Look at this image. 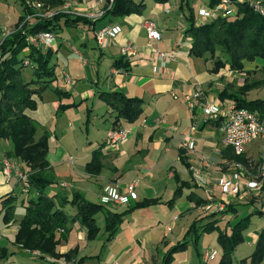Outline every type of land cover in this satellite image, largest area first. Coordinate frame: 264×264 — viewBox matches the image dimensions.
I'll use <instances>...</instances> for the list:
<instances>
[{
  "label": "crops",
  "instance_id": "obj_1",
  "mask_svg": "<svg viewBox=\"0 0 264 264\" xmlns=\"http://www.w3.org/2000/svg\"><path fill=\"white\" fill-rule=\"evenodd\" d=\"M150 1L151 4L146 5L142 15L131 14L122 18L108 16L99 19L93 28L86 25L77 28L63 27L54 33L55 41L51 46L55 52L53 58L64 42H67L69 49L75 51L82 60L87 69L84 74L87 75H80L79 71L78 76L72 77L64 71L60 79L59 65L55 63L52 87L43 92L36 109L28 110L35 121H40L38 136L45 130L50 132L48 160L56 182L47 188L50 195L71 198L73 192L81 191L89 200L96 196L98 203H101L104 185L118 179L122 187L128 182L137 181V198L132 199L128 205L119 206V209H113L111 204L105 205L109 210L122 212L145 198L161 201L125 215L114 238L106 243L102 253L101 247L107 238L104 231L105 216L97 217L100 233L93 241L86 239L85 230L79 223H70L68 231L56 235L60 239L57 247L60 253L78 248L74 263L69 264L77 263L84 256L98 254L99 257L88 259L83 264H112L115 260L119 264H162L167 249L183 238L188 227L198 217L220 210L212 219L217 220V224L224 229L241 217L260 209L257 204H248L245 194H223L221 191L218 182L225 173L234 170L235 161L225 151L228 146L222 144L219 126L206 122L200 114L201 110L197 113L191 109L188 96L194 91H202L206 100H216L224 111H228L234 107V102L226 98V94L238 91L247 80L264 78V60L258 58L247 61L242 71L230 69L227 63L214 72L213 59L189 55L192 38L186 33L189 23L186 13L179 9V0L167 3ZM193 7L196 10L197 6L193 4ZM83 9L87 11L86 3ZM149 19L156 22L162 35L161 40L149 41L145 27L146 20ZM104 24H115L121 30L107 47H101L95 35L96 30ZM9 29L0 25L3 34ZM124 45L134 46L135 54L131 57L123 56L120 48ZM156 50L166 54L165 65L156 59ZM121 58L129 62L127 69L114 66L115 61ZM67 75L70 76L71 83L67 81ZM23 76L27 81L32 80L34 70L25 73L23 69ZM56 89L68 94L59 95ZM112 91H122L127 96L141 98L144 102L143 113L137 121L122 122L121 128H128L131 133L119 146H110L107 142L108 133L115 130V114L111 113L109 106L99 97L101 92ZM245 96L247 100H264V83L248 90ZM57 103L59 106L66 105L62 108L63 112L78 109L84 114V139L79 136L80 132L75 135L70 132L66 139L59 137L57 125L47 128L48 117L53 116ZM194 125H197L193 135L195 146L193 150H188L181 142ZM102 144L103 168L97 175L89 174L85 171V165L91 161L93 150ZM12 150L10 140L0 139L2 175V157H9ZM244 154L250 160H260L264 154V140L247 145ZM10 158L19 168L26 170L21 159ZM184 160L190 163V168L185 165ZM193 167L201 169L206 185H197ZM4 178L0 175V180L3 181L0 198L11 194L15 200L16 212L14 220L6 223L0 201V246L14 252V255L0 260V264H65L62 259L41 257L35 251L22 249L14 243L24 217L25 204L36 194L34 191L22 192V186L15 177L7 180V183ZM181 182H188L191 187L185 188L183 195L170 207L166 202ZM19 187L21 191L19 190L18 195ZM190 193L208 200V204L196 205L188 197ZM226 203L236 210H228ZM207 206L210 208L207 209ZM66 209L75 213V208L68 206ZM257 217L258 214L251 216V223L244 232L245 240L233 254L234 264H240V260L248 257L255 249L259 231L264 226V223H260L254 228ZM217 238L216 230L203 234L199 240V254L191 241L186 251L175 255L174 264H204L205 254L213 251H216V258L206 264H218L223 250Z\"/></svg>",
  "mask_w": 264,
  "mask_h": 264
},
{
  "label": "trees",
  "instance_id": "obj_2",
  "mask_svg": "<svg viewBox=\"0 0 264 264\" xmlns=\"http://www.w3.org/2000/svg\"><path fill=\"white\" fill-rule=\"evenodd\" d=\"M22 13L14 25V29L8 32L0 41V139L10 140L13 150L10 157L21 159L26 165V172L30 182V191L35 196L28 199L25 204V213L19 224L14 243L22 249L38 251L41 257L53 259L64 258V263H74V256L78 248L67 253L58 251L60 239L56 237V231H68L70 223H79L85 229L88 241L96 240L100 233L97 223V215L104 213L107 233L106 242L101 247V253L106 243L110 242L125 215L136 209L149 207L161 203L156 198H145L135 205H130L122 212L109 210L102 203L92 202L81 191L73 192L71 198L67 196L50 195L47 188L55 184L54 171L48 160L50 132L45 130L38 136L40 126L29 114L28 110L37 108L38 100L43 92L52 87L55 78V65L51 64L54 56L52 49L44 51L36 41L40 32L48 31L56 33L63 27H94L97 21L84 15L70 12H58L49 18L37 17L30 22L29 16L35 13L32 3L39 2L45 11L65 3V0H19ZM83 1V0H79ZM110 2L111 0H107ZM157 3H167L170 0H154ZM221 0H208L209 6H215ZM237 6L235 17L219 16L202 25L196 23V13L193 0H179V9L184 11L188 20L186 33L192 38L189 55L194 57H207L214 60L213 71L217 72L227 63L230 69L242 71L247 61L256 59L264 60V15L256 11L247 0H233ZM146 9L145 0H113L112 6L101 18L108 16L122 18L131 14L142 15ZM96 35V33H95ZM220 54V55H218ZM28 60L29 64L24 62ZM129 62L124 58L115 61L117 68L129 67ZM27 66L34 68V78L27 81L23 76V69ZM264 83L261 80H247L243 86L226 98L234 102L233 108H246L257 111L264 117V100H247L246 92L253 87ZM59 95L68 94L59 89L55 90ZM223 92V91H222ZM223 93H226L225 91ZM222 94V93H221ZM99 97L115 114L113 128L118 130L122 122L137 121L143 113V100L138 97H129L122 91L101 92ZM66 105H60L61 109ZM89 118L87 119V121ZM219 126V121H210ZM104 144L94 149L92 159L85 165V171L89 174H99L103 168L102 151ZM225 151L228 157L235 162L244 163L247 166L254 165L253 161L245 154L237 155L233 148L227 147ZM185 165L190 168L189 162ZM188 182H181L174 191L172 197L166 202L173 206L177 199L183 195L185 188H190ZM264 190V183H263ZM188 197L196 205H206L204 200L195 193ZM3 220L6 223L14 220L16 212L15 200L11 194L0 198ZM75 208L71 213L66 208ZM228 210L235 211L234 206L226 203ZM227 210V211H228ZM224 212V210H222ZM220 210L202 215L195 219L188 227L185 235L165 252L162 264H174L175 255L187 250L192 241L196 252L199 254V240L205 233L218 231L217 241L222 247L223 254L218 264H234L233 254L239 244L244 242V232L251 223L253 214H264V208H260L251 214L241 217L229 227L222 229L214 218ZM206 220V221H205ZM14 255L7 247L0 246V260ZM84 256L75 264H83L88 259L99 257ZM264 264V226L259 231L258 240L254 251L246 258L240 260V264Z\"/></svg>",
  "mask_w": 264,
  "mask_h": 264
},
{
  "label": "built area",
  "instance_id": "obj_3",
  "mask_svg": "<svg viewBox=\"0 0 264 264\" xmlns=\"http://www.w3.org/2000/svg\"><path fill=\"white\" fill-rule=\"evenodd\" d=\"M247 1L256 11L264 15V0ZM85 2L88 5V9L85 13L72 10L73 0L65 2L60 9L73 14L87 16L92 20H99L105 15L106 11L111 8L113 0L110 2L107 0H87ZM32 8L35 10V13L28 17L30 22H34L37 17L49 18L58 13L55 8L45 11L42 9L39 2L32 3ZM236 15L237 6L234 4L233 0H221L215 6H209L208 4L203 5L198 12V19L200 20V25H202L219 16L235 17ZM145 27L149 41L161 40L162 35L155 21L151 19L146 20ZM120 31V27L115 24L102 25L96 30L98 44L101 47H107L110 41L117 37ZM36 41L41 49L46 51L51 49L55 41V35L53 32H40L36 36ZM135 52V47L132 45H124L120 48V53L125 57H131ZM155 54L156 59H158L161 64L165 65L167 59L166 54L161 50H156ZM24 63L29 64V61L26 60ZM66 77L67 81L71 83L72 80L70 76L67 75ZM188 101L191 109L196 110L197 113L198 110H201L200 114H202L206 122L219 121L222 144L233 148L237 155L244 154L247 145L250 143L264 140V117H262L259 112L251 111L246 108L233 107L228 111H224L216 100H206L202 91H194L193 94L188 96ZM196 129L197 125L192 126L189 134L182 139L181 143L184 148L188 150L194 149L195 139L193 135ZM130 133L131 130L128 128L111 130L108 133L107 142L110 146H119L128 139ZM252 161L254 162L252 166H247L241 162H235L234 170L230 173H225L220 178L218 184L223 194H249L259 192L262 189L264 181V154L260 160L251 159L250 162ZM252 167L254 168V172H251V169H253ZM192 170L199 186L206 185V180L202 175L201 169L199 167H193ZM2 172L8 181L13 177L18 179L22 186V192L28 193L30 191V182L27 172L19 168L6 157L2 159ZM136 187L137 181L128 182L124 187H122L121 182L117 183V185H106L103 188L101 202L104 205H128L132 199L137 198ZM208 208H210V206H207V209ZM215 258L216 251L206 253L204 256V264ZM112 264L119 263L115 260Z\"/></svg>",
  "mask_w": 264,
  "mask_h": 264
},
{
  "label": "rangeland",
  "instance_id": "obj_4",
  "mask_svg": "<svg viewBox=\"0 0 264 264\" xmlns=\"http://www.w3.org/2000/svg\"><path fill=\"white\" fill-rule=\"evenodd\" d=\"M68 0H65V2H67ZM85 1L87 0H83V1H79V0H73V7L72 10H75L76 12L79 13H85L86 10H84L83 8L85 7ZM146 5L151 4L150 0H145ZM208 0H193V3L196 7L195 13H196V20L198 23V25H200V20L198 19V12L199 10L202 8L203 5L207 4ZM65 3H63L62 5L56 6L54 7L56 9V11L58 12H66V10L60 9ZM53 8V9H54ZM22 11V6L19 0H0V25L1 27H4L7 29H9L8 31H6L3 34V31H0V41L2 40V38L10 31H12L14 29V23L18 20L19 14ZM54 11V10H53ZM74 12V11H73ZM75 14V13H74ZM77 28V27H75ZM81 29V28H79ZM76 32H78L79 30H75ZM73 32V30L71 31ZM66 36H64L65 38ZM67 38V37H66ZM67 42H64V45L61 47L59 53L52 59L51 64L57 63L59 65V77L60 79H62V73L65 71L66 73L70 74L72 77L78 76L79 75V71L81 72L80 75L84 74V72L87 70L85 68V66L82 63V60L78 57L77 53L75 51H71L69 49V46L66 44ZM77 47V46H76ZM34 68L32 66H27L24 68V72L27 73L29 71H33ZM88 74L90 75L91 72H88ZM92 76V74H91ZM53 94V93H50ZM51 98V96H50ZM48 100V98H47ZM56 112V113H55ZM55 112H53V116L52 117H48L49 119V125L47 126V128L49 127H54V126H59V129L57 128V134L59 137H65L68 136L70 132L74 133V135L78 132L79 136L81 137V139L85 138V133H84V125L82 124V119H83V115L81 113L80 110L78 109H71L68 112H63V110L60 108L59 103H57V106L55 108ZM37 123L39 126H41L40 121L37 120ZM69 123H71V125H69ZM63 126V127H62ZM69 149H71V147H69ZM73 153V152H71ZM8 158L11 160L12 163L16 164L15 161H13L10 156L8 157L7 155H4L2 157L3 158ZM52 159V158H51ZM253 168V167H252ZM101 172V171H100ZM251 172H254V168L251 169ZM1 177H5L4 175H2V173H0ZM92 175H97V174H92ZM247 175V174H246ZM5 179V182L7 183L8 181ZM120 180H114L113 182L108 183V185H117V183H120ZM264 183V181H263ZM3 181L1 182L0 180V188L3 186ZM107 185V184H106ZM197 185H199L197 183ZM105 186V185H104ZM57 187V186H54ZM21 191V188H18V195ZM31 191H29L28 193H30ZM103 194V193H102ZM243 195V194H241ZM102 197V195H101ZM246 200L248 202V204L250 205H255L257 204V208H263L264 207V190H263V186L262 189L259 192L256 193H249V194H245ZM92 202H98V198L92 197ZM131 202V201H130ZM129 202V204H130ZM102 203V202H101ZM115 206L117 208H115ZM119 206H124V205H118V204H112V208L113 209H119ZM248 215V214H247ZM104 216V213H99L97 215V217H101ZM246 216V215H245ZM10 223V222H9ZM260 223H264V215L263 214H258L257 217V223L254 224V228H257L258 225ZM85 230V229H84ZM104 232V231H103ZM61 233L60 230L56 231V235ZM86 233V232H85ZM104 235V233H103ZM102 238V236H101ZM37 254L40 255V253L38 251H35ZM65 260L63 257L60 258L59 260Z\"/></svg>",
  "mask_w": 264,
  "mask_h": 264
}]
</instances>
